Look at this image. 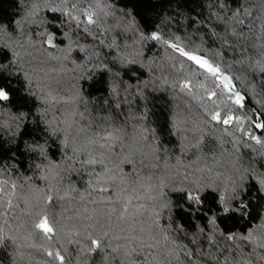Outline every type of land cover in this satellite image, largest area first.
Segmentation results:
<instances>
[{"label": "snow or ice", "instance_id": "snow-or-ice-1", "mask_svg": "<svg viewBox=\"0 0 264 264\" xmlns=\"http://www.w3.org/2000/svg\"><path fill=\"white\" fill-rule=\"evenodd\" d=\"M14 4L0 16L3 224L18 210L52 241L64 226L50 206L78 197L65 236L84 264H264V104H246L264 98V0H168L148 31L117 0ZM157 45L168 52L163 82L190 113L171 122V147L146 111L161 79ZM213 140L216 167L183 164L215 151ZM9 232L0 226V248L36 247L32 233ZM38 250L45 264H71L63 245Z\"/></svg>", "mask_w": 264, "mask_h": 264}, {"label": "trees", "instance_id": "trees-1", "mask_svg": "<svg viewBox=\"0 0 264 264\" xmlns=\"http://www.w3.org/2000/svg\"><path fill=\"white\" fill-rule=\"evenodd\" d=\"M118 6L127 5L128 7L134 8L136 12L139 13L137 19L145 25V31L151 29V26L154 23H158L157 13L170 11L168 7V0H117ZM19 9L15 7L14 0H0V16H3L5 19H9L15 15ZM175 22H173V28L168 29L169 31L175 30ZM128 35H131L129 33ZM126 43H131V41H126ZM152 47V42H148L145 46V53L148 52V49ZM75 55V53H73ZM153 59H157L160 65L162 66L160 70L157 71L156 75L159 76L160 83L155 87V92L149 94V99L147 102V114L148 118L152 123V126L157 129L161 134V138L167 143L170 147L175 145L180 137V133L177 132L175 136H170L169 132L171 130V122L176 121L179 126H183L182 122L187 119L190 113L187 111L185 104L186 100L183 96H177L173 93V90L169 87L168 84L163 82L164 76L167 74V56L168 52L162 50V46L157 45V48L154 49L151 53ZM2 59V57H0ZM69 72L62 74L61 79L64 82L65 90H69L71 87L72 81V65H68ZM172 76H168L169 83L172 82ZM84 94L87 96L89 91L94 92L95 90H90L88 85H84ZM202 91V90H197ZM258 91V88H257ZM261 101V104H264V98L260 95L253 93L249 100L246 101V104L249 106L259 109L261 104H257L256 101ZM213 107L209 103V108ZM221 133H217V136ZM215 139V138H214ZM225 140L228 137H224ZM210 144L211 148L215 151H209L208 147H205L203 152L200 154V159L192 157L191 153L188 154V158L183 159V164L189 166L205 167L206 165H216L213 164L212 158L215 157L217 160L220 159V150L216 142L207 141ZM229 151H231V144L224 145ZM258 147V146H257ZM240 152L242 154H247L249 149L241 148ZM255 156V154H253ZM207 156L208 159H204ZM244 159L248 162L247 155H244ZM256 160H259V157H256ZM255 163V161H253ZM170 163L175 164L176 160H171ZM256 166L259 167V163H256ZM127 170V168H126ZM77 187H80L77 183ZM255 195V193H254ZM23 207V205H21ZM80 208L78 203V197L76 200L65 199L59 202V206L49 208L50 216H57V219L60 220V223L64 226V232H58L57 235L53 238L52 241H48L43 237V235L36 229H34L32 224V219L27 215L20 213L18 210L15 215L20 216V220H13L12 215L8 217L9 225L11 226L12 231L9 232V225L3 224V218H0V226H2L5 232H9V235H16L18 237L27 236L28 233H32V236L28 240V243L35 244V248H29L27 246L23 247L16 251L15 247L6 241V245L3 248H0V264H13V260L17 261V264H45V261L49 258L42 252L39 251V247L43 245L46 248H60L61 245L67 248V253H63L66 256V262L68 258H71V264H84V258L82 255L78 256V249L75 245H70L67 243L65 233H67L73 226L77 223V210ZM34 212L37 210H33ZM62 213V215H57ZM21 221H24L23 227H17ZM22 243L23 241H18ZM20 253L23 254L21 259ZM92 259H98V257L93 254ZM58 264V262H57ZM90 264V261H89Z\"/></svg>", "mask_w": 264, "mask_h": 264}]
</instances>
